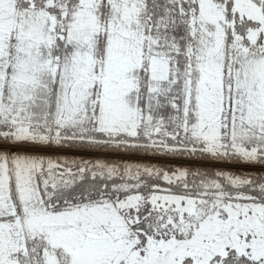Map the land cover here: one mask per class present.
I'll return each instance as SVG.
<instances>
[{
    "label": "snow or ice",
    "instance_id": "snow-or-ice-1",
    "mask_svg": "<svg viewBox=\"0 0 264 264\" xmlns=\"http://www.w3.org/2000/svg\"><path fill=\"white\" fill-rule=\"evenodd\" d=\"M0 264H264V0H0Z\"/></svg>",
    "mask_w": 264,
    "mask_h": 264
}]
</instances>
